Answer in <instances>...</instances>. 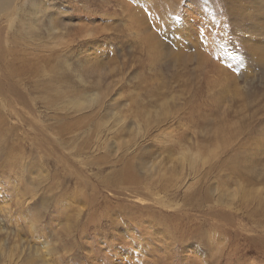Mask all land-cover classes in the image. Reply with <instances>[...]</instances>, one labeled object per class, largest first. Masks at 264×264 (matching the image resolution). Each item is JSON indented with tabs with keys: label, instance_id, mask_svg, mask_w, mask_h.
I'll use <instances>...</instances> for the list:
<instances>
[{
	"label": "rangeland",
	"instance_id": "1",
	"mask_svg": "<svg viewBox=\"0 0 264 264\" xmlns=\"http://www.w3.org/2000/svg\"><path fill=\"white\" fill-rule=\"evenodd\" d=\"M43 2L0 26V264H264V0Z\"/></svg>",
	"mask_w": 264,
	"mask_h": 264
},
{
	"label": "bare ground",
	"instance_id": "2",
	"mask_svg": "<svg viewBox=\"0 0 264 264\" xmlns=\"http://www.w3.org/2000/svg\"><path fill=\"white\" fill-rule=\"evenodd\" d=\"M43 3H44L43 0H42V2H40L39 0H0V26L2 24L6 23L7 26H9V25L11 26L12 25V27H13L14 18L19 19L20 24L22 26V22L23 21H26L28 18L31 20V17H32V20H33L34 17L32 15H39V14H41L43 12L44 9L42 8V6H45V5H43ZM49 5H52V4L49 3ZM27 8L29 9L28 13L26 11ZM47 8H50V7H47ZM44 13H45V11H44ZM27 14L29 16H27ZM49 17H50V15H49ZM35 18H36V16H35ZM43 18H44V16H43ZM48 20L50 21L49 22L50 28L48 30L54 31L56 28H54L51 25L52 24V20L51 19H48ZM37 26L39 27V25H37ZM22 27H21V30H22ZM47 27H48V24H47ZM4 28H5V30L7 29V27H3L2 29H4ZM23 29L27 30V31H30L29 28H24L23 27Z\"/></svg>",
	"mask_w": 264,
	"mask_h": 264
}]
</instances>
